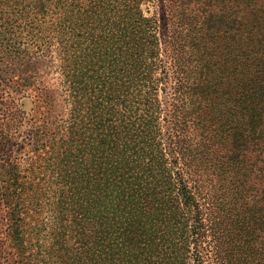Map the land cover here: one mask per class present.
Segmentation results:
<instances>
[{"label": "trees", "instance_id": "1", "mask_svg": "<svg viewBox=\"0 0 264 264\" xmlns=\"http://www.w3.org/2000/svg\"><path fill=\"white\" fill-rule=\"evenodd\" d=\"M161 1L0 0V264H264V0ZM53 51L96 135L61 152L21 109L44 112Z\"/></svg>", "mask_w": 264, "mask_h": 264}, {"label": "rangeland", "instance_id": "2", "mask_svg": "<svg viewBox=\"0 0 264 264\" xmlns=\"http://www.w3.org/2000/svg\"><path fill=\"white\" fill-rule=\"evenodd\" d=\"M161 0H144L141 10L146 17H154L157 16L158 19H161L164 15V9H162ZM101 20L104 21L103 26L101 28V33L105 36L107 33V25L111 23L112 18L106 14L101 16ZM56 21V20H55ZM161 25L164 26L163 23ZM166 29H160L162 33H166ZM84 32V29L81 30ZM162 33L160 36H162ZM163 37V36H162ZM80 45H74V48L69 52L68 57H76L77 55L82 53V49L89 44V40L81 39ZM81 45H84L83 47ZM58 51V50H57ZM53 51L51 53L52 57H46L39 55V63L37 65L38 75L42 78L44 82V87L46 88L47 97L46 102L47 105L42 106L41 109L44 112H41L39 108L34 109L30 101L25 100L22 101L24 105L21 107L24 115L33 118V122L31 124H43L41 126V131H46V142H52L55 144V148L58 152H61V147L66 139L70 137V133L76 132L86 136V138L94 140L96 135L93 133L94 128H89V124L93 119L92 111L89 110V106H85L83 103V98L81 97V93L76 97V68L79 67L78 63L72 64L68 72L71 75H75L74 79V90L69 89L68 84L66 83L67 78L64 77L61 66L62 60L66 56L61 51V55L57 52ZM121 63L120 68L125 69L128 66L125 63L126 57L124 55L120 56ZM129 73H131L132 78L135 79L138 90L141 89L144 94L148 93L151 87V80L146 76L145 64H142L138 70L135 71L132 67L128 66ZM108 70V67H107ZM126 76V75H125ZM103 79L106 78V74L102 75ZM111 81V80H110ZM82 98V99H81ZM160 122L161 119H160ZM34 139L37 140L41 137L40 133H36L33 135ZM64 174H70L76 176V169H70L64 171ZM223 220L222 226L219 230L222 231L221 236L219 237V249L226 251L228 257H232L235 254L234 246L236 243V235L239 227L237 225V220L235 219V212L228 213V206L223 205ZM239 232V231H238ZM237 253V252H236ZM204 259H206L209 264H214V259L212 254H203Z\"/></svg>", "mask_w": 264, "mask_h": 264}]
</instances>
